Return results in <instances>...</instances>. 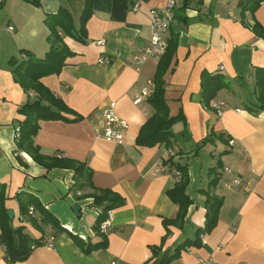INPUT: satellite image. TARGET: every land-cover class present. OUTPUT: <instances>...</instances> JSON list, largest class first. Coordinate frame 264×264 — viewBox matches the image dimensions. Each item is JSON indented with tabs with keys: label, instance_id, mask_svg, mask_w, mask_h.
Listing matches in <instances>:
<instances>
[{
	"label": "crops",
	"instance_id": "1",
	"mask_svg": "<svg viewBox=\"0 0 264 264\" xmlns=\"http://www.w3.org/2000/svg\"><path fill=\"white\" fill-rule=\"evenodd\" d=\"M241 1L174 0L175 18L165 38L170 30L177 33V48L163 81L168 115L181 119L172 126L169 149L135 143L154 114L149 99L135 101L149 89L158 62H134L151 36L150 13L163 10L168 0L138 2L122 24L95 12L82 43L60 35L71 55L58 74L41 83L72 111L66 119L79 120L40 122L34 144L44 156L84 164L95 188L124 200L112 211L107 248L85 254L73 237L98 242L93 231L98 212L91 208V199L76 197L91 191L74 188L72 171L45 172L17 150L16 130L24 120L18 110L27 97L9 66L12 57L20 59V51L44 58L50 47L44 21L60 8L71 13L78 29L84 0H40V8L22 0H0V185L6 211L14 213L12 227L22 226L42 242L26 260L12 264H153V249H161V257L204 228L207 210L199 191L213 179L211 195L222 200L216 225L200 235L199 247L182 251L171 264H264V39L253 31L254 25L264 29V2L254 11H243ZM100 41L103 45L97 46ZM100 58L110 63L99 65ZM215 76L223 87L206 107L202 79ZM110 104L127 124L121 145L102 139L103 115ZM217 104L225 105L220 117L212 109ZM168 150L175 154L174 164L187 167L186 194L192 204L185 224L168 227L167 235L163 221L175 220L179 211L168 195L175 187L174 168L166 165ZM19 193L35 197L64 231L55 232L39 221L22 222ZM75 205L78 217L72 211ZM49 237L54 238L51 249L43 247ZM0 264H11L1 244Z\"/></svg>",
	"mask_w": 264,
	"mask_h": 264
},
{
	"label": "trees",
	"instance_id": "2",
	"mask_svg": "<svg viewBox=\"0 0 264 264\" xmlns=\"http://www.w3.org/2000/svg\"><path fill=\"white\" fill-rule=\"evenodd\" d=\"M35 8H40V0H22ZM148 0H84L79 17V27H75L71 13L60 8L56 14L47 15L45 25L50 35L48 37L49 50L41 60L36 59L27 51H20V59L12 57L9 61L10 71L13 80L18 84L27 97L25 104L19 108L18 113L24 117L19 123V135L16 137L17 150L27 154L34 163L41 166L45 172L52 169L70 170L73 172L74 188L77 190H89L91 193L76 197L77 200L91 199V208L98 212L93 231L98 237L96 243H84L80 239L73 237L76 244L85 254L105 250L107 248L106 235L100 232V225L106 221L108 213L123 206L124 200L116 193L107 190H100L92 184V173L82 163L57 156H44L39 148L34 144V138L39 131V123L42 121H78L79 117L68 120L64 117L72 111L60 100L55 98L50 91L41 83V79L58 74L65 63L67 57L71 55L68 48L63 44L62 36L71 38L78 42H84L85 25L95 12L106 13L111 20L116 23H125L130 7L138 2ZM264 0H243L240 8L244 10H255ZM1 7V5H0ZM175 18V17H174ZM254 33L264 39V29L259 25H254ZM177 33L170 30L165 54L158 61L156 74L153 79L154 91L149 98V103L154 109V114L141 127L135 140L138 147L152 148L164 145L170 148V141L173 138L172 126L181 119L180 116L171 118L168 115V108L164 98L163 77L167 72L173 55L177 48ZM223 87V80L219 76L205 77L202 79V102L206 107L215 96L217 90ZM33 94V97H31ZM209 140L206 139L203 143ZM172 159L166 161V165L179 172L180 178L175 187L168 195L179 208L178 215L173 221H163L167 235L168 227L181 228L186 222V216L191 200L186 194L188 186V172L186 166L174 164ZM215 170V169H214ZM214 170H212L214 172ZM216 179H213L206 190L199 193L205 196V208L207 210L204 228L199 229L194 239L185 240L173 251H165L158 257L161 249H153V264H171L178 259L182 251L191 247H199L200 235L209 233L218 220L219 210L222 200L211 195L215 188ZM6 197L5 188L0 185V244L4 246L6 257L9 263L23 262L28 258L34 248L42 245L40 240L31 238L24 232V227H12L8 220L7 211L4 207ZM19 206V216L22 220L39 221L46 227H50L55 232L64 231L58 221L45 209L38 200L30 194L19 193L16 195ZM33 209L34 214L30 215L28 210ZM37 227V226H36ZM38 228V227H37ZM40 230V228H39ZM167 237V236H166Z\"/></svg>",
	"mask_w": 264,
	"mask_h": 264
},
{
	"label": "built area",
	"instance_id": "3",
	"mask_svg": "<svg viewBox=\"0 0 264 264\" xmlns=\"http://www.w3.org/2000/svg\"><path fill=\"white\" fill-rule=\"evenodd\" d=\"M174 0H168L166 7L161 11H152L150 13V39L142 49L141 55L135 58L134 62L137 65H142L145 62L152 60L158 62L161 57L165 54L167 48V39L165 38L166 33L172 25L175 10ZM7 31H12V28H8ZM103 41L97 42L96 45H103ZM110 61L107 58H100L98 60L99 65H108ZM154 91L153 82L149 83V89L142 91L141 95L136 99L135 104H139L142 99H149ZM225 105L217 104L212 107L217 117L222 116ZM104 120V131L102 139L108 143L121 145L124 142V133L127 130V124L119 119L115 114V105L110 104L108 110L103 115ZM19 135V130H16V137ZM168 155L171 159L175 158V154L172 150H168ZM159 172V169L154 171V174ZM228 173L229 171L226 170ZM171 176L175 183L179 181L180 174L175 169L172 170ZM30 215H33V209L28 210ZM112 218V212L108 213L107 219L100 225V232L104 235L110 230V223ZM54 238L49 237L43 244L44 248L51 249L53 247ZM200 264H210V261H203Z\"/></svg>",
	"mask_w": 264,
	"mask_h": 264
},
{
	"label": "water",
	"instance_id": "4",
	"mask_svg": "<svg viewBox=\"0 0 264 264\" xmlns=\"http://www.w3.org/2000/svg\"><path fill=\"white\" fill-rule=\"evenodd\" d=\"M73 213L78 217L80 215L79 207L77 205L72 207ZM7 217L10 222L14 219V213L12 211H7Z\"/></svg>",
	"mask_w": 264,
	"mask_h": 264
}]
</instances>
